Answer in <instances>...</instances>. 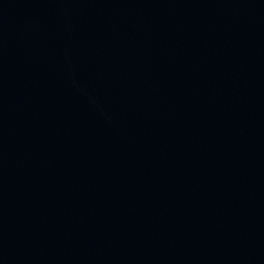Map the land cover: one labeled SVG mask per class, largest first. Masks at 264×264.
Instances as JSON below:
<instances>
[{"label":"water","instance_id":"obj_1","mask_svg":"<svg viewBox=\"0 0 264 264\" xmlns=\"http://www.w3.org/2000/svg\"><path fill=\"white\" fill-rule=\"evenodd\" d=\"M0 264H264V0H0Z\"/></svg>","mask_w":264,"mask_h":264}]
</instances>
